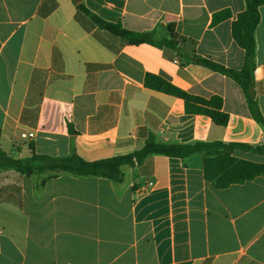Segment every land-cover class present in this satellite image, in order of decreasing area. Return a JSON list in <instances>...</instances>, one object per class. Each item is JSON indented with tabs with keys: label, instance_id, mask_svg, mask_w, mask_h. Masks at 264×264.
Segmentation results:
<instances>
[{
	"label": "crops",
	"instance_id": "0c3cea01",
	"mask_svg": "<svg viewBox=\"0 0 264 264\" xmlns=\"http://www.w3.org/2000/svg\"><path fill=\"white\" fill-rule=\"evenodd\" d=\"M98 17L134 32L182 40L177 48L130 45L101 29L72 0H0L1 145L87 161L165 143L264 144L241 87L195 56L241 70L245 50L233 23L246 0H79ZM231 16L214 24L216 14ZM255 31L254 96L264 117V5ZM148 74L229 115L218 126L189 114L185 101L146 87ZM70 127L74 132L70 131ZM35 133L24 139L22 134ZM234 155L264 163V154ZM123 179L0 172V264H264V175L217 189L203 155H150L124 166Z\"/></svg>",
	"mask_w": 264,
	"mask_h": 264
},
{
	"label": "trees",
	"instance_id": "16d2710c",
	"mask_svg": "<svg viewBox=\"0 0 264 264\" xmlns=\"http://www.w3.org/2000/svg\"><path fill=\"white\" fill-rule=\"evenodd\" d=\"M76 3L79 11L87 14L95 25L101 29L123 39L130 45L151 44L159 47L177 48L181 38L170 27L171 38L156 39L154 32H134L126 29L120 23L108 22L90 10L79 0ZM247 8L233 23L232 34L238 45L245 50V62L241 70L225 67L210 58L195 56L192 60L214 72L233 79L242 89L247 100L252 117L264 128V117L254 96V72L256 69V40L255 31L260 22V7L264 0H246ZM231 16L230 11H223L214 17V24ZM146 87L179 97L185 101L189 114H203L210 116L218 126H226L229 115L223 111V99L214 96L205 99L192 95L169 81L148 74L145 79ZM70 131L74 130L70 127ZM1 138V129H0ZM237 149L264 154V144L248 145L241 143H224L220 141L191 143H165L155 136H150L141 150L133 153L102 159L87 161L78 155L70 157H52L33 152L29 158H15L5 152L0 141V172L13 170L28 177L41 178L40 186L59 174L68 173L78 177L99 176L115 182L123 179L124 166L141 165L150 155H165L185 159L195 153L203 155V172L206 180L217 189H226L234 184H243L260 175H264V163H257L240 159L234 155Z\"/></svg>",
	"mask_w": 264,
	"mask_h": 264
},
{
	"label": "built area",
	"instance_id": "2783aa9c",
	"mask_svg": "<svg viewBox=\"0 0 264 264\" xmlns=\"http://www.w3.org/2000/svg\"><path fill=\"white\" fill-rule=\"evenodd\" d=\"M22 138H24V139H33V138H35V133L34 132L24 133V134H22Z\"/></svg>",
	"mask_w": 264,
	"mask_h": 264
}]
</instances>
